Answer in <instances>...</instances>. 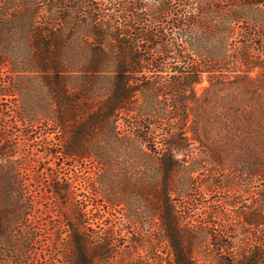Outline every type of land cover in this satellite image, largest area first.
Wrapping results in <instances>:
<instances>
[{
  "label": "trees",
  "instance_id": "obj_1",
  "mask_svg": "<svg viewBox=\"0 0 264 264\" xmlns=\"http://www.w3.org/2000/svg\"><path fill=\"white\" fill-rule=\"evenodd\" d=\"M2 33H12L6 41L23 39L27 53L14 55L16 51L0 47V65L29 64L53 95L47 119L64 133L56 154L95 159L96 134L119 133L120 120L128 116L133 120L124 132H135L145 144L149 136L173 156L186 148L182 134L187 130L191 140L212 150L216 163L224 158L226 142H245L250 153L241 151L243 167L264 179V0H0V42ZM75 43L87 46L69 52L67 46ZM204 75L208 85L198 94L196 84ZM139 101L146 107L140 108ZM143 110L160 119L158 129L164 134L158 140L155 122L144 131ZM20 120L38 119L24 111ZM164 154L158 191L163 200L171 175L179 171ZM198 162L185 171L197 170ZM12 188L5 186L8 195ZM53 191L61 195L68 188ZM256 207L264 210V197ZM263 221L258 212L254 223ZM15 223L19 221L0 215V238L6 239ZM259 231L264 236V227ZM221 236L212 233L211 243L228 248ZM166 238L173 244L170 233ZM86 251L77 246L72 264H89ZM190 252L173 251L174 264H192ZM240 255L226 257L223 264H264L258 248Z\"/></svg>",
  "mask_w": 264,
  "mask_h": 264
},
{
  "label": "rangeland",
  "instance_id": "obj_2",
  "mask_svg": "<svg viewBox=\"0 0 264 264\" xmlns=\"http://www.w3.org/2000/svg\"><path fill=\"white\" fill-rule=\"evenodd\" d=\"M11 34L2 33L0 47L16 51L14 55L26 54L23 39L5 40ZM86 46L75 43L67 48L77 52ZM33 70L18 60L0 65V145L5 146L0 150V201L6 204L0 215L19 221L6 239L0 238V264H72L77 246L90 253L86 251L89 264H174L178 250L191 251L192 264H223L226 257L240 258L244 250L258 248L264 253L259 231L264 221L254 223L258 212L264 217V210L256 207L264 197V179L243 167L240 153H250L247 143L226 142L224 158L216 163L211 160L212 150L191 140L192 132L187 130L182 134L186 148L173 156L149 136L145 144L135 132H124L133 120L124 116L119 133L96 134L95 159L64 157L55 153L64 133L47 119L53 111V95ZM207 85L204 75L196 84L197 93L202 94ZM139 102L140 108L146 107ZM24 111L38 120L21 121ZM143 114L144 131L155 122L153 137L158 140L164 134L158 129L160 119L146 115L147 110ZM163 153L179 169L171 175L164 200L158 196ZM194 160L199 161L197 170L186 172L196 167ZM7 185L13 187L10 195ZM59 186L68 191L56 195L53 189ZM212 233L221 234L228 248L212 244Z\"/></svg>",
  "mask_w": 264,
  "mask_h": 264
}]
</instances>
